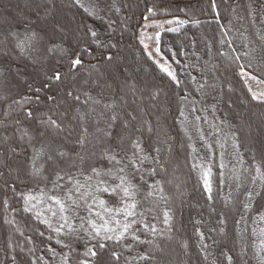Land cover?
<instances>
[{
	"label": "snow or ice",
	"instance_id": "obj_1",
	"mask_svg": "<svg viewBox=\"0 0 264 264\" xmlns=\"http://www.w3.org/2000/svg\"><path fill=\"white\" fill-rule=\"evenodd\" d=\"M133 3L95 0L86 6L82 0H29L34 10L25 12L3 0L0 208L5 213L3 222L28 247H20L17 253L9 236L0 264H8L9 259L11 264H173L176 248L183 256L175 264L190 256L189 242L177 235L175 225L176 202L182 206L189 194L180 183L174 184L173 192L166 189L173 184L169 173L170 169L174 172V162L171 138L160 126L167 114L161 105L163 78L157 83L144 74L159 69L173 89L182 93L176 97L179 122L189 141L187 147L196 153L186 125L193 122L189 120L192 113L207 108L195 107L193 91L201 97L215 92L213 99L223 101L222 65L218 61L208 68L213 48L208 40L203 55L195 51L196 40H191L195 65L182 64L177 56L183 54L187 59L189 54L178 52L170 43L162 48L165 32L179 36L189 24L199 27L203 22L194 17L149 21L167 11L155 5L146 8L144 23L133 32L139 59L129 62L122 39L131 31L128 21ZM222 3L229 4V0ZM209 5L222 30L216 55L229 66L236 64L241 92L246 89L247 93L241 102L246 107L252 102L264 106V0L245 4L235 0L230 5L233 14L242 9L244 15L236 18L247 20L254 29L251 33L237 30L243 38L239 48L228 38L233 30L231 20L222 23L217 0H209ZM72 8L83 9L93 20L107 18L104 32L77 21L69 15ZM187 67H199V78L185 73L188 83H184L178 69ZM234 90L229 83L227 91ZM224 102L229 108L234 103ZM202 119L207 117H193L199 139L212 153L213 144L199 127ZM248 126L252 127L251 121ZM212 128L219 136L220 126L213 124ZM259 130L264 131V115ZM230 135L239 167L230 168L227 178L221 171L215 190L212 164L192 165L199 169L205 199V205L197 207L209 209L207 218L201 210L200 218L194 220L198 252L205 264H247L249 252L256 264H264V142L244 167L240 137L235 132ZM215 143L222 149L219 167L223 170L225 144ZM18 213L29 214L36 228L25 224L22 229ZM229 216L233 236L224 242ZM205 225L213 226L205 231ZM218 244L223 246L216 255L212 249ZM25 256L26 261L18 258Z\"/></svg>",
	"mask_w": 264,
	"mask_h": 264
},
{
	"label": "trees",
	"instance_id": "obj_2",
	"mask_svg": "<svg viewBox=\"0 0 264 264\" xmlns=\"http://www.w3.org/2000/svg\"><path fill=\"white\" fill-rule=\"evenodd\" d=\"M95 0L85 3L87 5L94 3ZM105 3L109 2V0H104ZM133 0H125V3H132ZM235 0H229V4H223L222 0H217V4L220 8V16L221 21L225 25L228 24V21L232 22V31L229 34L230 39L235 41L236 46L239 48L243 38L238 34L239 32H243L244 29H248L249 33L254 31V29L248 24L247 20L241 21L236 18V15H244L242 9H238L237 14H233L230 11V5L233 4ZM248 2H255V0H239L240 4H245ZM84 3V2H82ZM84 3V4H85ZM85 4V5H86ZM19 5V8L25 12H31L34 9L30 7L29 0H10V6ZM86 5V6H87ZM155 5L157 8L166 9L165 12L159 13L155 17H150L149 19H189L190 17H194L199 19L203 23L199 27H193L189 24L187 27L181 29V34L177 36L174 33L165 32L162 36V48L165 44H171L174 46L175 50L180 53L187 52L189 55L187 59L183 54L177 56L182 64H196L195 57L191 55L193 49L190 47L191 40H196L195 51L201 55H203L206 51L205 49V40L211 41L212 48V58L210 59L208 68L210 69L212 64L217 63L218 61L222 65L221 72L222 76V84L224 87V100L218 101L217 99H213V96H217V93L213 92L206 97H201L198 93L193 91L192 99L197 101L195 107L197 109L207 108V111L200 110L198 112L192 113L189 116V120L193 121L190 124H187L189 134L192 136L191 143L196 148V153L192 152V148L187 147L189 141L185 132L183 130V126L180 124V120L178 114V105L176 103L177 95L182 94L179 89H173V87L167 81V78L163 77V74L160 73L159 69H153L150 73H146L144 75H151L155 78V82L159 83L161 78H163V83L161 84L164 89V94L161 96V105L166 109V116H164L160 121V126L169 134L172 142V160H173V169H170L169 179L173 180V184H169L166 186V189L170 192H173L174 184L180 183L182 187L186 190L189 195L184 197V203L182 206L179 205V201H177L178 211L176 213L175 225L178 229L177 235L183 236L188 240L190 245V256L183 257L180 260V264H205L203 258L198 252L197 248V237L194 231V220L200 218V211H203V218H207L209 216V209L207 207H203L202 209L198 208L197 205H205V199L201 195L202 181L199 179V169L193 168L192 165L195 163L196 165L207 164L210 162L212 164V182L214 190L217 185V181L220 179V173L223 171L224 177L227 178L229 175V169L234 165L239 167L237 164V160L234 156V149L232 147V139L231 133L235 132L239 135L240 140V153L244 158L245 164L244 167H248L252 162L251 153L259 149L261 142H264V131L259 130L260 125V116L264 115V106H260L252 102L245 106L241 101L247 99L246 89L244 92H241L242 84L239 83V77L236 75L238 71L235 63H232L230 66L216 55V50L219 47L217 41L220 39L221 29L214 22V13L210 8L209 0H134L133 10L131 15V19L128 21L131 31H126L123 35L122 39V48L124 50V55L128 58L129 62L133 60V58L139 59V48L138 41L133 35V32L144 23L143 15H146V8ZM0 7H3V0H0ZM187 10V11H185ZM65 11H68L65 9ZM69 15H74L77 21H83L86 24H89L95 27L98 31L104 32L107 18L105 21H101L99 19L93 20L83 9L72 8L69 12ZM120 19H123L121 16ZM259 27V25H257ZM226 27L223 31H227ZM238 30V31H237ZM119 35V32L117 33ZM205 59H209L205 57ZM203 64V61H201ZM224 68L228 70L224 72ZM182 81L184 83H188L187 76L185 73H191L194 76L199 78L200 68L199 67H187V68H179ZM231 83L234 87V91L229 93L227 91V87ZM183 86V84H182ZM192 87H189V90L192 91ZM231 100L233 101V106L231 108L228 107V104L224 101ZM212 105H216V111H212ZM187 112V109H185ZM237 113L240 115L238 116ZM155 110L152 112V118L156 116ZM196 115H200L201 117H207L206 120H201L199 122V127H201L204 131L206 139L213 144L212 153H209L207 148L204 145V142L199 139V135L196 130V124L193 120V117ZM241 116L243 119H241ZM221 121H225L224 125L221 124ZM251 121L252 127L249 128L248 122ZM215 124L220 126L222 131L220 135L213 134L212 125ZM230 124L232 127H228ZM251 133V135H249ZM223 137H227L226 141L222 139ZM221 140L225 144L223 149L224 152V163L226 165L225 169L221 170L219 167L220 164V153L222 149L219 147L215 141ZM203 158V159H201ZM257 158L259 159V154H257ZM226 191V189H225ZM18 207V205H14ZM217 208L219 210V201L217 202ZM5 213L3 209L0 208V261L4 259V253L6 249V242L8 237H12V243L16 247V252L19 253L20 247H27L23 238L15 233L14 230L7 224L3 222ZM18 223L21 228H24V225H29L33 230L36 228L37 224L34 222V219L29 218V214H17ZM213 222L215 221V217H212ZM213 225H205L204 230L207 231L208 227ZM228 237L225 238L224 242H227V239L233 236V223L232 217L229 216L228 223ZM30 231H26V235H31ZM219 239V237H218ZM223 245L218 244L216 247L212 249V251L219 255L220 249ZM39 250L41 245L37 242L36 245ZM175 247V245H173ZM11 251V249H7ZM183 254L176 248V251L172 253L173 264ZM23 261L27 260V257H18ZM210 259H212L210 257ZM222 259V258H221ZM8 264H11L9 259ZM247 264H256V260L252 258L251 252L247 257Z\"/></svg>",
	"mask_w": 264,
	"mask_h": 264
},
{
	"label": "rangeland",
	"instance_id": "obj_3",
	"mask_svg": "<svg viewBox=\"0 0 264 264\" xmlns=\"http://www.w3.org/2000/svg\"><path fill=\"white\" fill-rule=\"evenodd\" d=\"M86 1H88V2H91V1H93V0H82V2H86ZM86 4V3H85ZM87 5V4H86ZM156 21V22H161V23H163V22H166L167 20H173V19H159V20H156V19H149V21ZM171 26H174V25H167V24H165V27H171ZM150 32H152V31H155V29H150L149 30ZM253 87L255 88L256 86L255 85H253Z\"/></svg>",
	"mask_w": 264,
	"mask_h": 264
}]
</instances>
